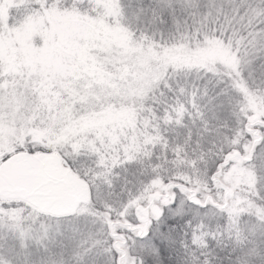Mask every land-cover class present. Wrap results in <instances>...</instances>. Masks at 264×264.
Here are the masks:
<instances>
[{
    "label": "trees",
    "instance_id": "trees-1",
    "mask_svg": "<svg viewBox=\"0 0 264 264\" xmlns=\"http://www.w3.org/2000/svg\"><path fill=\"white\" fill-rule=\"evenodd\" d=\"M65 1L58 2L65 5L68 3ZM239 2L116 0V20L129 31L131 37L161 46L184 39H200L203 33L209 31H215L218 37L220 32L232 28L238 21H246L245 25L251 23L254 15L247 8L237 11ZM248 2L259 4V0ZM72 4L80 10L85 8L83 1ZM158 4L170 7H164L162 15L153 16L151 9ZM188 12L194 15H186ZM253 13L259 14L256 9H253ZM178 19L180 23L169 31V25ZM232 50L237 57L235 70L219 62L209 63L206 67L167 65L150 89L133 103L134 123L124 133L126 137L133 133L135 141H124L123 137L119 140V135L115 142L106 143L109 140L102 134L101 139L90 140L93 142L89 145H72L70 141L64 144L57 141L50 143L37 138H30L18 145L16 150L21 151L14 150L11 155L22 156L21 161H32L39 157L33 154L35 150L52 152V156L61 157L70 170L82 177L89 186L90 198L80 204L82 212L45 216L47 221L54 220L62 226L60 230L43 231L39 243H46L43 247L46 255H58L56 248L61 245L62 264H81V261L72 262V255L79 250L85 253L86 249L92 247L93 241L88 238V234L97 199L100 203L105 199L118 200L126 180L129 190L136 188L141 195L152 182L149 179L141 189V174L156 170L158 173L163 172L165 177L169 173H177L172 176L173 185H181L189 190L198 189L201 204L219 206L227 217L222 230L216 227L218 218L211 229L206 227L203 234L198 230L194 237H190L187 249L180 246L172 248L169 251L172 264H202L206 255H215L220 264H237L238 257L246 255L252 264H264V232L252 227L255 221L264 220V188H258L261 179L254 172L253 183H241L233 187L225 204L222 203L225 199L219 201L221 186L212 180L209 188L205 179L214 158L223 148L231 149V154L224 153L229 160L242 153L241 149H249V156L244 160L247 163L251 159L253 145L264 137V108L258 110L259 104L264 103V71L260 70L261 62L256 60V70L252 71L248 67L245 50L243 59L240 58L239 49ZM210 100L211 104L208 103ZM248 118L257 120L256 141H252V135L245 127ZM234 145H239V149ZM66 157H80L82 172L70 167ZM90 167L101 168L103 175L93 172L95 179H86ZM157 179L164 183L159 177ZM228 193L224 192L222 197ZM204 197L208 199L203 200ZM81 217L89 218V224L85 226L81 220L77 231L75 221ZM55 222L49 223L54 229ZM179 238L183 239V236ZM2 240L5 237L0 239V244ZM124 241L126 245L125 234ZM41 261L24 262L45 264Z\"/></svg>",
    "mask_w": 264,
    "mask_h": 264
},
{
    "label": "rangeland",
    "instance_id": "rangeland-1",
    "mask_svg": "<svg viewBox=\"0 0 264 264\" xmlns=\"http://www.w3.org/2000/svg\"><path fill=\"white\" fill-rule=\"evenodd\" d=\"M58 1L63 0H0V163L30 138L89 145L104 134L106 143L115 142L119 135V140L135 141L133 133L127 137L124 133L134 123L133 103L167 65L206 67L219 62L231 70L237 67L234 51L216 36H203L204 44L200 39H184L154 45L131 37L118 23L116 0H67L65 5ZM82 1V10L72 4ZM263 108L264 103L259 104L258 110ZM256 123L248 118L245 124L252 141L258 137ZM249 153L243 150L231 158L228 167L217 170L214 182L221 186L219 201L225 199L223 204L233 187L253 183L254 171L244 161ZM33 154L52 156V152L37 150ZM50 165L60 175L73 173L61 157ZM163 184L151 182L127 207L138 217L150 213L157 200L171 198ZM224 192L229 193L222 197ZM77 212H82L81 205L73 213ZM22 214L39 218L44 225L55 222L47 221L45 216L50 213L40 211L30 198L0 195V239L5 237L0 244V264L45 263L53 256L46 255V243H39L42 228L15 227ZM127 225L122 216L109 227L121 264H132V258L124 233L115 229ZM134 227L140 233L144 225ZM60 246L56 257L62 264ZM84 255L77 251L72 262L82 261Z\"/></svg>",
    "mask_w": 264,
    "mask_h": 264
},
{
    "label": "snow or ice",
    "instance_id": "snow-or-ice-1",
    "mask_svg": "<svg viewBox=\"0 0 264 264\" xmlns=\"http://www.w3.org/2000/svg\"><path fill=\"white\" fill-rule=\"evenodd\" d=\"M164 7H170V5L158 4L152 8L153 16L162 15ZM242 8L249 9V12L254 15L251 23L245 25L239 35L243 41V48L247 53L245 58L248 67L250 70L255 71L256 60H260L259 53H264V27H261L264 25V0H259V4L250 3L248 0H240L237 11ZM253 9L258 10L259 14L255 15ZM257 28H261V31L257 32ZM260 70L264 71V63H261ZM208 103L211 104L212 101L210 100ZM234 147L239 149V145H234ZM241 151L243 150L241 149ZM225 152L231 154V149L223 148L220 154L214 158L205 175L209 188H211L212 180L216 177L217 168L224 169L228 163H231L228 157L224 155ZM66 159L74 169L82 172L80 157H71V159L66 157ZM92 163H95L94 157ZM247 164L252 167L261 181H264V137H261L259 142L253 145L251 159L247 161ZM93 172H100L103 175L101 168L90 167L86 179L94 180ZM141 177V189L147 185L149 179L154 184L159 182L157 177L164 180L162 187L172 193L171 198L165 197L157 200L152 211L140 217L136 215L133 209L127 207L130 202H133L139 196L136 188L129 190L127 180L125 181L124 191L120 193L118 200L105 199L103 203H100L98 198L94 203L95 212L91 218L92 229L88 234V238L93 241L92 247L85 250L81 264H88L89 259L92 264H121L120 253L114 247V239L109 227L113 222H119L122 216L128 221V225L127 227L116 228L115 231L125 234L126 247L129 256L132 258V264H172L169 251L176 246L187 249L188 239L194 237L198 230L203 234L204 229L206 227L211 229L214 221L218 218L219 223L216 224V227L217 229H223L227 217L224 216L219 206L213 207L207 203L201 204L197 195L198 189L189 190L181 185H173L171 183L173 180L171 173L165 177L163 172L158 173L156 170H151L146 175L142 173ZM122 209H126V212ZM22 217L15 225L21 230L35 231L42 228L45 232H51L60 230L62 227L60 223H57L54 229L51 224L44 225L41 223L39 218L25 216L24 214H22ZM81 220L85 226L89 224V218H79L75 221V230L77 231H79ZM141 223L144 225L143 231L137 233L134 226ZM252 227L256 231L264 232V220L255 221ZM182 229L183 234H181ZM181 235L183 239L179 238ZM9 264H13V262L9 261ZM45 264H60V261L53 255ZM237 264H252V261L246 255L238 257Z\"/></svg>",
    "mask_w": 264,
    "mask_h": 264
},
{
    "label": "water",
    "instance_id": "water-1",
    "mask_svg": "<svg viewBox=\"0 0 264 264\" xmlns=\"http://www.w3.org/2000/svg\"><path fill=\"white\" fill-rule=\"evenodd\" d=\"M21 159L15 154L0 163V195L30 198L40 211L55 215L71 214L89 199V187L82 177L60 175L51 167L57 156Z\"/></svg>",
    "mask_w": 264,
    "mask_h": 264
},
{
    "label": "clouds",
    "instance_id": "clouds-1",
    "mask_svg": "<svg viewBox=\"0 0 264 264\" xmlns=\"http://www.w3.org/2000/svg\"><path fill=\"white\" fill-rule=\"evenodd\" d=\"M186 15H194V13L188 12V13H186ZM241 16L243 17V14H241ZM179 23H180V21L178 19L176 23L170 24L169 25V31L174 29L177 26V24H179ZM245 23H246V21L244 23H241L238 21L237 24L233 25L232 28H230V29L226 28L224 31L220 32V34L218 36V38L221 39L222 41H224L226 45L230 46V48L239 49L241 52V57H240L241 59H243V56H244V52H243L244 48H243V41H242L241 36L239 34L241 32V29L244 28ZM180 27L182 29L183 25L181 24ZM261 27H264V25H262ZM256 31L257 32L261 31V28H257ZM203 35H207L209 37H215L217 34L215 31H209V32L203 33L201 35V38L199 41L200 44H204V42H205L203 39ZM245 35H246V33H245ZM166 42L172 43L174 41H166ZM190 46H192V45L190 44ZM259 56H260V62L264 63V53H259ZM241 67H242V65H241ZM69 159H71V157ZM66 162H68V161H66ZM69 166L71 167V164H69ZM171 175L174 177L178 174L173 172ZM258 188H264V181H258ZM201 254H203V252ZM202 264H220V261L215 255H206Z\"/></svg>",
    "mask_w": 264,
    "mask_h": 264
},
{
    "label": "bare ground",
    "instance_id": "bare-ground-1",
    "mask_svg": "<svg viewBox=\"0 0 264 264\" xmlns=\"http://www.w3.org/2000/svg\"><path fill=\"white\" fill-rule=\"evenodd\" d=\"M229 160V159H228Z\"/></svg>",
    "mask_w": 264,
    "mask_h": 264
}]
</instances>
